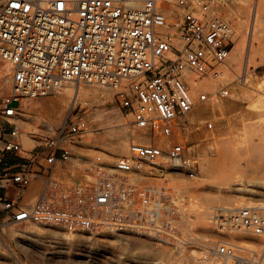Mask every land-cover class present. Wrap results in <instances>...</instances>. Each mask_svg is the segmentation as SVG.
Returning <instances> with one entry per match:
<instances>
[{"label":"built area","instance_id":"1","mask_svg":"<svg viewBox=\"0 0 264 264\" xmlns=\"http://www.w3.org/2000/svg\"><path fill=\"white\" fill-rule=\"evenodd\" d=\"M180 5L183 18L173 38L156 33L157 0H0V61L12 69L11 93L0 101V213L15 223L70 231L110 228L169 239L176 235L172 196L166 186L147 178L196 177L199 160L184 153V147L164 150L132 143L128 155L114 164H97L94 182L48 197L58 163L72 156L64 143L86 124L69 121L40 137L30 132L41 142L25 157L23 132L14 121L22 99L50 95L63 82L105 84L117 90L133 123L156 142L196 108L185 71L204 74L213 62H225L237 37L206 0H180ZM220 94L228 97L229 89ZM35 180L45 182L35 204L23 207L5 195ZM216 218L225 236H238L235 242L229 236L219 243L217 253L226 264H264L263 205L223 210ZM253 239L254 249L248 247Z\"/></svg>","mask_w":264,"mask_h":264},{"label":"rangeland","instance_id":"2","mask_svg":"<svg viewBox=\"0 0 264 264\" xmlns=\"http://www.w3.org/2000/svg\"><path fill=\"white\" fill-rule=\"evenodd\" d=\"M206 1L219 11L223 18L233 27L237 37L225 62H213L204 74L192 69L186 70L184 74L189 89L191 86L189 77L191 76L196 78L195 83L200 86V95L216 97L215 102H208L204 105H199L195 100L197 105L193 112L178 119L174 124V126H179L183 132H192L183 151L198 158L199 171L197 176L190 178L185 175L170 174L165 178H147L150 184L158 187L166 186L167 191L173 198L174 215L172 223L176 235L170 238L172 242L159 241L158 238L153 239V241L142 242L138 237H144L146 234L139 235L140 232L139 234H136L138 232H123L129 235V239L122 242L113 240L102 241L96 237L93 238V234L99 236L97 234L99 232L116 230L100 228L93 231H70L56 225L16 224L9 220L8 215L0 213V252L7 254L9 258L5 261L0 260V264H86L75 256L62 255L54 257L40 252L42 250L40 244L47 249L68 250L62 244L64 238H67L64 235L65 233H67L71 243V254L74 255L79 252L77 245L80 244L94 245L100 248L107 247L116 250L119 254L122 253L121 257H124V260L118 261V264H127L126 254L129 253L147 257L150 261H161L163 264H219L223 262L222 257L217 253V244L230 239V237L220 233L217 229L219 226L213 224L216 223V217L219 214L218 212L215 213L216 209L213 214L215 222L210 225V227H214L215 231L212 230L213 232L204 234L205 232L197 231L194 227L198 219V212L203 208L213 207L214 209L227 206L225 203L227 196L215 189V185L220 182L222 175L231 176L235 171L239 172L240 170L236 166L240 163L261 166L264 171V0H243L245 4L240 12V22L235 19L236 8L231 3L232 0ZM172 8V14L175 19L168 22L165 31L161 33L156 20L159 10L157 4L155 30L160 37L169 35L174 38L178 33L184 9L180 5V0H173ZM176 42H179V40H176ZM251 44L259 49V53L256 55L251 54L248 62V52ZM240 45L243 46L241 65L235 71L221 77L220 81L213 85L211 83L212 78L219 74L221 70L226 69L235 49ZM1 74L6 75L5 82L9 84V88L3 89L0 85V101L8 96L12 89V69L9 64L2 61H0V76ZM67 82H63V84ZM75 83L79 85L78 82ZM63 84L45 97L22 99L18 104L19 116L27 113L22 108L26 103L30 107H33V103L43 105L49 98L57 96ZM80 85L87 89H100L104 93L100 92L95 95L90 92L76 97L67 107H64V113L59 118H55L53 114L51 115L48 112L49 110H45L43 113L40 110H34L29 113V121L20 122L19 119L14 121L18 130L24 132L22 136L24 150L21 152V156L25 157H29L31 152L40 145V136L54 133L69 121L85 122V130L81 134L76 135L73 140H67L64 143L65 147L71 149L72 156L66 162L60 160L61 162L58 163L54 171L55 173L59 169L61 175L59 179L55 180L54 185L52 184L51 186L53 195L61 194L64 189L74 184L94 182L98 163L114 164L113 161H109V156L107 155L111 148L120 140V134L123 131L129 132L126 138L129 149L130 145L136 143L135 141L137 140L134 131L137 132L139 128L133 123L131 112L122 108L116 89L85 82H81ZM223 88L229 89L230 95L228 97H223L220 94ZM257 100H260L259 103H255ZM217 102L222 104V109H216L215 105ZM244 124L263 128V135L254 134L252 136V139L257 143L248 145L239 143L240 133L237 129ZM231 129L236 130L231 133ZM30 132L38 133L39 137L33 138L29 134ZM149 141L150 143L147 144L157 145L154 140ZM161 147L164 150H169L172 146L162 145ZM37 151L41 152L42 148L38 147ZM128 152L120 156H126ZM220 152L224 154L223 159L219 157ZM16 158L15 155H12L10 160L14 161ZM61 168L65 170H61ZM44 187V181L35 180L28 188L22 190L10 188L5 192V195L9 199H17L23 207H26L37 202L30 203L32 197L41 196ZM202 188L207 190L203 193ZM251 204V206L264 205V196L256 197ZM179 221L182 223V229L179 227ZM35 228H56L60 230L61 234L53 235V238L49 236L42 237L39 241L40 244H37L36 242L30 243L26 242L27 240L17 238L16 233L9 231V229L24 230L28 236L32 237L31 230ZM187 229L190 230V233L187 232ZM116 232L120 233V231ZM189 235L208 240V246L202 247L199 244L189 242L186 244L181 243V240L185 241L184 239ZM236 235L234 234L233 237L235 238L230 240L235 242ZM251 241L252 243H249L248 247L256 248L253 242L254 239ZM175 243H181L182 246L178 247ZM201 248L209 252L204 254ZM179 251L181 252L180 254L178 253ZM204 255L206 256L205 259L203 258Z\"/></svg>","mask_w":264,"mask_h":264},{"label":"bare ground","instance_id":"3","mask_svg":"<svg viewBox=\"0 0 264 264\" xmlns=\"http://www.w3.org/2000/svg\"><path fill=\"white\" fill-rule=\"evenodd\" d=\"M172 3H173V0H157L159 10H158L156 20H157V26H159L158 29L161 33L165 31L167 23L175 19L172 14V10H173ZM231 3L236 8V18L235 19L236 21L240 22L239 20V16L241 15L240 12L242 8L244 7L245 3L243 0H232ZM257 53H259V49H257L255 45L251 44L249 52H248V62H249V56L251 54L256 55ZM242 59H243V46L240 45L235 49L231 57V61L229 62V64H227L226 69L221 70L219 74L213 77L211 80V83L215 85L220 81L221 77L229 74V72L235 71V69H237L241 65ZM8 71H9V68H8ZM5 78H6V75L1 74L0 85H1V88L3 89L9 88V84L5 82ZM189 81L191 84L190 89H189L190 97L191 99L194 100V102L196 100L199 105H204L208 102L216 101L215 96L208 97L206 95H200L199 93L200 86L199 84L195 83L196 78H193L190 76ZM75 82H78L79 85L76 84ZM80 84L81 82L79 81H72V82H67L63 84L62 89L57 94V96L49 98L43 103V105H40L38 103H33V107H30V105L26 103V105H24L22 108L27 113L24 115H20V116L18 115L17 118L19 119L20 122H27L30 120L29 113L33 112L34 110H40L42 113L45 110L47 111L49 110L48 112L51 113V115L53 114L55 118H59L64 113V109H65L64 107H67L71 101L75 100L76 97L85 95L90 92H93L95 95H98L101 92L100 89H94V88L87 89L81 86ZM89 84H95V83H89ZM98 85L109 86L105 84H98ZM101 93H104V92H101ZM259 101L260 100H257L255 103H259ZM263 105H264V100H263ZM215 107L216 109H222V104L217 102ZM43 115L45 116V114ZM235 130L236 129H231L230 132L234 133ZM237 131H239L240 133L239 143L241 145L257 143L255 142V140L252 139V136H254V134H257L260 136L263 135V128L252 127L247 124H244L241 128H238ZM145 133L146 131L142 129H137V132L134 131V134L137 136V140L135 142L140 143V144L150 143L149 138L148 136L145 135ZM191 133H192L191 131L183 132L179 126H174L171 129H169L165 134H162L161 136L156 137L155 143L159 145L160 147L162 145H171L172 147L173 146L175 147L185 146L186 147L187 140L190 137ZM128 134L129 132L127 131H123L120 134L121 135L120 140L117 142V144L113 146V148H111L109 154L107 155L109 156V161L111 162L113 161L115 163L118 158L123 157V156H120L121 154L128 152L129 145L126 142V138L128 137ZM260 142L262 143V141ZM219 154H220L219 157L223 159L224 154H222V152H220ZM236 168L240 171L239 172L235 171V173L231 174V176L222 175L220 182L215 185V189H217L221 193H224L227 196V199L225 202L227 206L224 208L220 207V208L213 209L212 207V208H203L202 210H200L198 212V219L194 227L197 229V231H202L203 233L205 232L204 234L213 232L212 230L215 231V229H213L214 227L212 226L210 227V225H212V222H215L213 219V214H214L215 209H216L215 213L217 212L219 213L220 211H223V210H228V209L232 210L240 206H244V205L251 206L252 205L251 202L255 200L256 197L264 196L263 167L254 166L250 163H242V164L240 163L236 166ZM63 169L64 168H61V170ZM59 171L60 170L58 169V171L55 172L52 176V180H54L53 185L56 182L55 180L60 178L59 176L61 175V173ZM202 190L204 193L207 189L202 188ZM52 193H53V188L49 190L47 196L50 197ZM39 199H40L39 196L38 197L34 196L32 197V200L30 203L38 201ZM259 205H262V204H259ZM16 224H21V223H16ZM178 224H179L180 229H182V223H180L179 221ZM213 224L216 225V223H213ZM217 229L219 230L220 233L225 234V231L219 228ZM9 231L10 232L13 231L14 233H16L17 238L27 240L26 242H30V243L36 242L37 244H40L39 241L41 240L42 237L49 236L53 238V235L61 234L60 230L56 228H35L31 230L32 237L28 236L27 232L24 230L9 229ZM187 232L190 233V230L187 229ZM97 234L99 236H96L95 234H93L94 235L93 238L96 237L97 239H101L102 241L113 240L115 242H122V241H126L127 239H129V235L124 234L123 232L118 233L116 231H112V232H99ZM136 234H139V233H136ZM143 234H146V235H144V237L139 236ZM64 235L67 238H64V242L62 244L65 245V248L68 250L57 251V250H52L51 248L47 249L44 246H41L40 244V248H42L40 252L44 255L50 254L51 256H54V257H58L62 255L64 256L66 255L69 257L75 256L78 259L84 261L86 264H118L117 263L118 261L124 260V257L123 258L121 257L122 253L119 254V252H117L116 250L109 249L107 247L100 248L99 246H94V245H91V246L83 245V244L77 245L79 252L73 255L70 252L71 243L68 239V235L67 233H65ZM139 235H138L139 236L138 239L141 240L142 242L153 241V239H157V238L159 239V241H163L167 243L172 242L171 239L158 235V234L140 233ZM233 235L234 234H229L231 238H235L233 237ZM236 237L238 236L236 235ZM198 239L199 238L197 237L189 235L186 239H184L185 241L181 240V243L186 244L189 242V243L199 244L202 247L208 246L209 244L208 240L199 239L200 240L199 241ZM181 243H175V244L178 247H181L182 246ZM219 246L220 245L217 244V248ZM201 249L203 250L204 254H207V252H209L204 248H201ZM178 253L180 254L181 252L179 251ZM126 255H127V260H128L127 264H163L161 261H150L149 258L138 256L135 253H129ZM203 258L205 259L206 256L204 255ZM7 259H9L7 254L0 252V260L5 261ZM219 264H226V263L223 261L222 263H219Z\"/></svg>","mask_w":264,"mask_h":264},{"label":"crops","instance_id":"4","mask_svg":"<svg viewBox=\"0 0 264 264\" xmlns=\"http://www.w3.org/2000/svg\"><path fill=\"white\" fill-rule=\"evenodd\" d=\"M11 199V198H10Z\"/></svg>","mask_w":264,"mask_h":264}]
</instances>
